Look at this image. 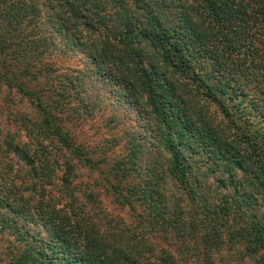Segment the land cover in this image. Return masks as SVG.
I'll use <instances>...</instances> for the list:
<instances>
[{"label": "trees", "instance_id": "obj_1", "mask_svg": "<svg viewBox=\"0 0 264 264\" xmlns=\"http://www.w3.org/2000/svg\"><path fill=\"white\" fill-rule=\"evenodd\" d=\"M58 36L148 120L152 153L128 133L103 169L75 140L73 80L39 64ZM0 90L28 109L0 120L4 264H264V0H0ZM82 170L98 178L74 193Z\"/></svg>", "mask_w": 264, "mask_h": 264}, {"label": "rangeland", "instance_id": "obj_2", "mask_svg": "<svg viewBox=\"0 0 264 264\" xmlns=\"http://www.w3.org/2000/svg\"><path fill=\"white\" fill-rule=\"evenodd\" d=\"M86 36L91 38V35L85 32L83 37ZM54 42L56 47L53 49L52 55L45 57L39 64L47 62L57 68L56 77L58 80H62L61 82L65 81L66 76L73 80L72 86H75L78 96H71L67 100L73 112V122L71 124L74 126L73 136L75 140L95 152L96 158H101L102 165H106L102 167L103 169H107V166H111L128 152L131 144L129 137H127L128 133L136 135L137 139H141L140 142H148L149 152L152 153L151 144L156 139V135L151 131L148 120L142 119L138 108L128 104L122 98L123 94L119 85L110 81L107 82L105 77L96 73L94 65L87 58L86 52L78 48H70L65 37L58 36L54 39ZM65 45H68V47L66 48ZM79 92H84L82 94L83 100L79 96ZM12 101H14V104L11 103L10 96H7L5 91L0 90V107L7 106L6 110L0 113V120L3 123L6 116L12 118L17 110L28 111L24 102H20L17 95H13ZM97 178V172L90 175L87 171L82 170L74 180L76 185L74 193L83 189V186L94 183ZM53 180V184H57L60 188L61 184L57 182V178ZM58 187L52 185L51 188L53 189L50 194L57 197L60 195L58 198L61 199V204L68 203V196L64 192L62 194L57 193ZM79 197L80 200H83L81 195ZM99 200V206L106 213L108 219L113 218L115 221L121 220L130 223L132 214L129 211L114 208L109 199L103 194L99 197ZM85 205V211L89 215L97 209V207L90 208L89 203ZM9 241H11L10 235L0 236V264H4L3 248ZM154 241L160 242L159 239H154Z\"/></svg>", "mask_w": 264, "mask_h": 264}]
</instances>
